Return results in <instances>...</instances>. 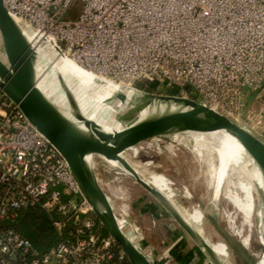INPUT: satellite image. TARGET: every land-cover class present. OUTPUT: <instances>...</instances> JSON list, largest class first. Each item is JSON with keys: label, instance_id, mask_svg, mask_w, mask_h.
<instances>
[{"label": "built area", "instance_id": "1", "mask_svg": "<svg viewBox=\"0 0 264 264\" xmlns=\"http://www.w3.org/2000/svg\"><path fill=\"white\" fill-rule=\"evenodd\" d=\"M74 2L3 5L37 49L51 41L56 55L100 77L188 91L251 130L264 122V0H81L66 17ZM26 209L56 237L45 249L16 228ZM101 228L65 159L0 89V264H131Z\"/></svg>", "mask_w": 264, "mask_h": 264}, {"label": "water", "instance_id": "2", "mask_svg": "<svg viewBox=\"0 0 264 264\" xmlns=\"http://www.w3.org/2000/svg\"><path fill=\"white\" fill-rule=\"evenodd\" d=\"M0 40L3 51V58L0 57V89L19 106L29 122L65 159L93 214L104 230L123 249L131 264L156 263L154 259L146 255L130 226L122 222L113 205L110 204L108 194L100 184L95 171L97 159L107 163H109L107 160H117L130 168L128 162L120 154L144 141L152 140L157 136L184 131L207 132L225 128L236 136L264 172V140L247 127L194 99L183 96L152 94L114 81L112 82L118 85V91H127L134 98L149 97L150 101L169 98L184 100L189 103L191 108L186 111L170 112L154 119L139 120L132 125H125L121 122L119 123L122 127L121 131L115 132L113 135L97 133L93 123H91L92 132H96L98 135L81 136L58 107L36 87L35 81L38 76L40 79L45 77L48 82L51 79L44 71L43 59L39 49L32 43L31 35L7 11L3 5V0H0ZM94 81L102 85L111 80L95 75ZM87 155L89 157L86 161ZM130 170L135 182L152 194L165 211L174 218L202 251L209 264H223L204 238L192 229L168 204L165 196L138 177L131 168ZM215 229L220 232L218 227ZM221 235L226 238L223 233Z\"/></svg>", "mask_w": 264, "mask_h": 264}, {"label": "rangeland", "instance_id": "3", "mask_svg": "<svg viewBox=\"0 0 264 264\" xmlns=\"http://www.w3.org/2000/svg\"><path fill=\"white\" fill-rule=\"evenodd\" d=\"M81 4V0H75L66 17H76ZM42 56H44L43 53ZM143 90L152 94L196 99L188 91L182 94L178 90L159 92L155 90L153 84L149 83L144 85ZM72 95L77 101L73 91ZM116 95L112 100L104 102L118 100L119 94ZM138 100L140 102L136 104V108L125 111L124 119L118 114L116 120L124 123L126 122L124 120L137 118L139 107L141 108L151 99L147 97ZM254 105L258 107L259 101H255ZM96 107L98 106L89 102L82 105V108ZM238 124L251 130L245 123L244 116ZM251 131L264 140V122L259 125V128ZM185 132L157 136L136 147L128 148L120 156L128 162L130 168L135 170L142 180L163 193L168 203L176 209L192 229L204 238L217 255L231 264H256L264 256V228H261L254 219L253 227L247 230L241 222L242 215L236 210L233 198L225 195V185L221 193L213 192L212 185L208 184L207 169L192 152L190 140L185 141L183 138L177 140L175 137ZM107 161L112 165L97 159L95 171L100 184L108 194L110 204L116 212L119 211L126 217L132 228L137 227L139 235L142 237L146 235L153 247H157L155 251L158 253L161 264H209L195 251L196 246L188 235L186 233L180 235L179 225L164 211L165 209L155 197L132 177L127 176L117 160ZM236 162L243 166L240 159ZM226 215H235L233 216L235 226L244 227L243 231L240 229L244 236L249 233V245H243L240 237L231 232ZM226 222L228 224H225ZM216 227L226 238L222 237L221 233L215 229Z\"/></svg>", "mask_w": 264, "mask_h": 264}, {"label": "bare ground", "instance_id": "4", "mask_svg": "<svg viewBox=\"0 0 264 264\" xmlns=\"http://www.w3.org/2000/svg\"><path fill=\"white\" fill-rule=\"evenodd\" d=\"M22 25L24 26V24ZM50 44L51 41L42 43L38 48L43 59L44 71L51 80L48 82L45 77L40 79L38 76L35 81L36 87L58 107L81 136H95L97 133L113 135L115 132L121 131L122 127L116 120V116L120 114L119 116L123 118L126 115L125 111L134 108L140 100L130 96L127 91H118V85L112 81L102 85L96 83L94 73L82 69L67 57H59L51 49ZM2 56L1 47L0 57ZM117 93L119 94L118 100L104 102L115 98ZM87 102L96 104L98 107L82 108V105ZM190 108L189 103L184 100L154 99L141 108L139 107L137 118L124 120L126 121L124 123L132 125L139 120L154 119L170 112L186 111ZM91 123L97 133L92 132ZM175 137L177 140L181 138L185 141L190 140L192 152L207 169L208 184L212 185L213 192L221 193L224 185L226 186L225 195L233 198L236 210L242 215L241 222L247 227V230L249 231L253 227L254 219L261 228H264V172L236 136L230 130L222 128L207 132L186 131L183 134L175 135ZM88 157L89 155H87L86 161ZM237 159L242 161L243 166L236 162ZM121 166L126 175L132 177L131 170L127 166L122 164ZM136 174L138 175L137 172ZM152 188L161 193L156 187ZM168 204L172 207L170 203ZM172 208L174 209V207ZM174 210L176 211V209ZM229 215L226 216L231 232L240 237L243 245H249V233L246 231L247 234L244 236L240 231V229L243 231L244 227H236L233 217L235 215ZM130 229L134 231L131 226ZM216 257L219 259L217 255ZM220 261L222 262V260ZM256 264H264V256Z\"/></svg>", "mask_w": 264, "mask_h": 264}, {"label": "trees", "instance_id": "5", "mask_svg": "<svg viewBox=\"0 0 264 264\" xmlns=\"http://www.w3.org/2000/svg\"><path fill=\"white\" fill-rule=\"evenodd\" d=\"M136 86L144 87L141 83H137ZM16 228L41 250L56 240L48 221L40 212L34 209H26L18 213ZM100 232L108 234L103 227Z\"/></svg>", "mask_w": 264, "mask_h": 264}, {"label": "crops", "instance_id": "6", "mask_svg": "<svg viewBox=\"0 0 264 264\" xmlns=\"http://www.w3.org/2000/svg\"><path fill=\"white\" fill-rule=\"evenodd\" d=\"M96 105V104H95ZM98 106V105H97ZM121 123V122H120ZM163 194V193H162ZM161 205V204H160ZM159 205V206H160ZM162 207V206H161ZM163 208V207H162ZM165 211V210H164ZM166 212V211H165ZM167 213V212H166ZM168 214V213H167ZM134 229V233H135V236H136V238H138L139 239V242H140V244H141V246H142V248H143V250L145 251V253H146V255L148 256V257H151L152 259H154V261H155V263L156 264H161V261H160V258H159V256H158V253H157V251H155V248H157L156 246L155 247H153V245H152V243L148 240V237L146 236V235H144V237H142L141 236V238H140V236H139V230H137L135 227H133ZM179 231L181 232L180 233V235L183 233H185V231L179 226ZM189 237V236H188ZM189 239H190V237H189ZM191 240V239H190ZM191 242H193L192 240H191ZM193 244L195 245V243L193 242ZM196 246V245H195ZM196 248V249H195ZM194 249H195V251H197V253L203 258V260L204 261H206L207 263H209L208 262V260H207V258L205 257V255L202 253V251L196 246ZM194 249H193V251H194ZM213 250V249H212ZM214 251V250H213ZM194 253V252H193ZM214 253L217 255V253L214 251ZM218 257H219V259L220 260H222V262L224 263V264H228L229 262H226L222 257H220L219 255H217ZM226 260H228V259H226ZM229 264H231V263H229Z\"/></svg>", "mask_w": 264, "mask_h": 264}]
</instances>
